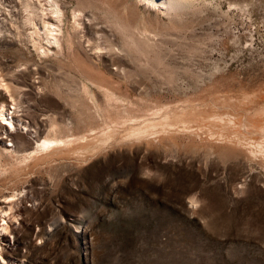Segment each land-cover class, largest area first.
Returning a JSON list of instances; mask_svg holds the SVG:
<instances>
[{"label": "rangeland", "instance_id": "1", "mask_svg": "<svg viewBox=\"0 0 264 264\" xmlns=\"http://www.w3.org/2000/svg\"><path fill=\"white\" fill-rule=\"evenodd\" d=\"M161 1L184 5L58 0L61 70L27 41L23 0H0L34 150L3 161V263L264 264V0ZM46 136L64 142L39 152Z\"/></svg>", "mask_w": 264, "mask_h": 264}, {"label": "bare ground", "instance_id": "2", "mask_svg": "<svg viewBox=\"0 0 264 264\" xmlns=\"http://www.w3.org/2000/svg\"><path fill=\"white\" fill-rule=\"evenodd\" d=\"M47 1H48V4H47L48 6L44 5L45 3H42L40 0H23V8H24L25 13L23 15V23L22 24L27 25V28L28 27L30 28V30L26 32V34H27L26 38H27V41L32 44L35 51H37L36 54L39 57L47 56L51 52H54L55 54L56 53L63 54L64 55L63 57H61V56L58 57V60H59L58 67L61 70H62V68L65 70L66 67L64 65L67 63V61H69L66 59V58L69 59V56H68V51L66 52L64 49L65 46L63 44L64 43L63 41L65 40V42L67 44V42H70V39L67 37L64 38L65 36L63 33V28H62L63 10L61 8V3H59L58 0H47ZM141 1L145 5L149 4V5H153L155 7L158 6L159 8L163 9L164 11L176 10V9L181 8L184 5V3L180 2V1H171L170 3H167V2H164L161 0H140V2ZM37 2L39 4H37ZM83 16H84V13L81 9L73 11V24H72L71 28L73 29L74 35L78 34L80 32V30H82L80 27H81V23H83V21H82ZM117 21L119 22L118 19H117ZM17 27L18 26H16V28ZM136 29H138V27H136ZM2 31H0V32H2ZM17 32H19V31H16V33ZM138 34L142 35V33L130 34L132 42L135 41V37ZM18 35H20V34H18ZM18 38L22 39L21 36ZM54 46H55V48L53 50L51 47H54ZM93 47H97V46L95 45ZM52 55H53V53H52ZM56 56H58V55H56ZM12 82L13 81H10V79H8L5 74H2L0 72V174H3V172H1L3 169V161L13 159L14 157L21 158V157H26L29 155L31 156L34 152V150L28 151L29 148H28L27 142L25 140L18 139V136H20L21 134L24 137H27L25 135V133L23 134V132L24 131L30 132V130H28V128L30 127L31 124L26 123L25 120L22 119V117H19L20 115L19 116L17 115L19 113L18 112L19 110L16 107H21V106H19V104L17 102V97H18L17 96V91H18L17 86L18 85L15 86V84H13ZM9 103H11L12 106H10ZM10 108H12V109L9 110ZM16 112H18V113H16ZM245 120H248V119H245ZM245 120H244V124L246 125ZM59 128L55 127V125H53V127L50 129V131L55 132V133L60 132ZM18 129L19 130L21 129L22 133H19L20 131H18ZM12 139H14V140H12ZM6 140L11 141V143L10 144L5 143ZM63 142H64L63 139L46 136L44 138L38 139L37 145L34 148L36 150H38L39 152H48ZM20 143L24 147L23 151H20V148H21ZM11 199H12V196L11 197L9 196V198L6 200V202L11 201ZM14 199H12V200H14ZM14 202H16V201H14ZM11 204L9 203V205H8L9 210L12 208ZM14 206L15 205H13V207ZM12 210H13V208L10 211H7V209H4L3 206L1 207V205H0V220H1L0 221V227H1L0 231H2V233L3 232L5 233V231L9 230L7 219L10 216L15 215V214H12V213H14V211L11 212ZM15 219H17V217L14 218V216H13V220H15ZM1 248H2V246H1ZM2 251H3V249H0V263L5 264L3 262H6V259H5V256H3L2 253H4V252H2Z\"/></svg>", "mask_w": 264, "mask_h": 264}]
</instances>
